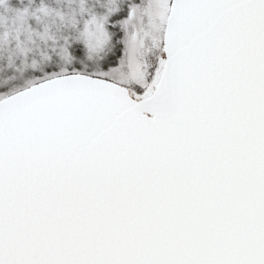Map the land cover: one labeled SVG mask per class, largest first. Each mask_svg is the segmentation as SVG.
Returning <instances> with one entry per match:
<instances>
[{
    "label": "snow or ice",
    "instance_id": "snow-or-ice-1",
    "mask_svg": "<svg viewBox=\"0 0 264 264\" xmlns=\"http://www.w3.org/2000/svg\"><path fill=\"white\" fill-rule=\"evenodd\" d=\"M0 264H264V0H0Z\"/></svg>",
    "mask_w": 264,
    "mask_h": 264
}]
</instances>
